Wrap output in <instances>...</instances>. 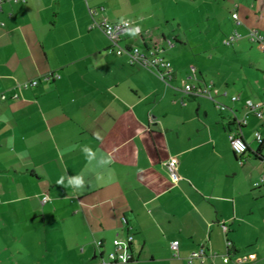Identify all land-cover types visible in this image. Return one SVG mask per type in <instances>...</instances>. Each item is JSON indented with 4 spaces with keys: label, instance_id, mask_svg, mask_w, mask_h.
I'll list each match as a JSON object with an SVG mask.
<instances>
[{
    "label": "crops",
    "instance_id": "obj_1",
    "mask_svg": "<svg viewBox=\"0 0 264 264\" xmlns=\"http://www.w3.org/2000/svg\"><path fill=\"white\" fill-rule=\"evenodd\" d=\"M0 1V94L39 80L0 102V264H90L127 235V264H264V118L240 127L242 158L229 144L231 111L264 100L250 95L264 58L246 38L264 37V0ZM104 19L131 24L123 46H159L168 85L115 53L93 27ZM183 81L212 83L227 109Z\"/></svg>",
    "mask_w": 264,
    "mask_h": 264
},
{
    "label": "built area",
    "instance_id": "obj_2",
    "mask_svg": "<svg viewBox=\"0 0 264 264\" xmlns=\"http://www.w3.org/2000/svg\"><path fill=\"white\" fill-rule=\"evenodd\" d=\"M15 3H24L25 0H13ZM0 10H1V1H0ZM231 19L233 20L235 26L241 25L240 20L236 13L231 15ZM93 27L98 28L105 37L109 40L111 47L114 49L115 53L118 56H124L127 60V64L130 66L139 65L145 68L148 71L153 72L159 80H161L166 85L172 79L173 69L172 65L168 60H165L163 57L160 56V48L157 45H149L145 47V50H141L139 47L136 46H123L121 45V34L124 33L126 30L131 28V24L128 21H118V22H110L106 19L102 20L99 23H94ZM135 33L137 35L140 34L138 28H135ZM242 36L237 33L233 32L231 35L226 37L223 40V44L227 47L234 44L236 41L240 40ZM246 38L249 42L256 44L259 46V50L264 54V37L259 34L254 29H250L246 34ZM166 45L168 48H172L174 46V42L172 40H167ZM53 76L47 75L43 79L49 80ZM39 80H32L27 81L16 86V89L10 94H0V102H5L7 100H16L19 98V92L27 90L29 88L35 87L38 84ZM182 92L188 98H206L211 100L215 103L216 108L223 112L227 108L218 103L215 97L218 95V90L212 83H207L202 86L193 85L188 83L187 81L182 82ZM233 102H237L239 98L234 96L231 98ZM183 103V102H182ZM245 107V116L242 118L236 117V112L231 111V119L230 122L233 125L237 126V130L229 135V144L232 152L236 156H242L245 154L247 150V145L240 137V127L246 124V117L249 114H253L259 119L264 118V100L258 103H253L251 101H246L244 103ZM255 139L258 143H263L260 135L258 133L255 134ZM242 146V149L240 146ZM164 167L167 173V176L171 183L176 184L179 180L178 175V159L176 157H170L165 163ZM257 185V184H255ZM50 201L48 195H43L41 198L42 203H47ZM223 231H226V228L223 226ZM133 241V237L131 235H127L125 238H116L112 241V250L107 252L106 254L100 253L97 260L90 264H127L131 261V253H130V245ZM97 249L99 251L102 250V243L96 242L95 243ZM178 248V242L174 241L171 243V249L176 251ZM178 255L176 252L174 253V257ZM199 257L205 256V251L201 248L198 252ZM189 263H191V258L188 259Z\"/></svg>",
    "mask_w": 264,
    "mask_h": 264
},
{
    "label": "rangeland",
    "instance_id": "obj_3",
    "mask_svg": "<svg viewBox=\"0 0 264 264\" xmlns=\"http://www.w3.org/2000/svg\"><path fill=\"white\" fill-rule=\"evenodd\" d=\"M222 47L223 48H225V46H223L222 45ZM221 54V53H220ZM259 54V56L262 58H264V54L261 52V53H258ZM236 67V68H235ZM231 73H235V75H233L232 77H233V79L237 76V75H239V64L237 65V66H235V65H233L232 67H231ZM238 73V74H237ZM258 81V83L259 84H257V82L254 84V89H256L258 92H256L255 94L253 93H251L250 95H251V97L254 99L253 101H255V99H258V97H259V94H261V95H263V93H261V91L264 89V74L262 75V79L261 80H257ZM254 103H256V102H254Z\"/></svg>",
    "mask_w": 264,
    "mask_h": 264
},
{
    "label": "clouds",
    "instance_id": "obj_4",
    "mask_svg": "<svg viewBox=\"0 0 264 264\" xmlns=\"http://www.w3.org/2000/svg\"><path fill=\"white\" fill-rule=\"evenodd\" d=\"M238 146H240L241 149H242V146H241V145H238ZM75 183H76L77 185H81L83 182H82L79 178H77L76 181H75Z\"/></svg>",
    "mask_w": 264,
    "mask_h": 264
},
{
    "label": "trees",
    "instance_id": "obj_5",
    "mask_svg": "<svg viewBox=\"0 0 264 264\" xmlns=\"http://www.w3.org/2000/svg\"><path fill=\"white\" fill-rule=\"evenodd\" d=\"M263 143H264V141H263ZM263 143H261V144H263ZM259 144H260V143H259ZM246 152H247V150H246ZM246 152H245V153H246ZM233 154H234V153H233ZM234 155H235V154H234ZM244 155H245V154H243L242 156H239V157L242 158ZM235 156H236V155H235Z\"/></svg>",
    "mask_w": 264,
    "mask_h": 264
}]
</instances>
